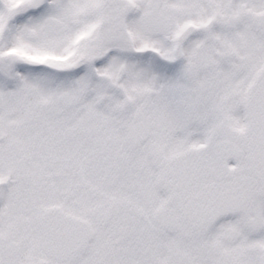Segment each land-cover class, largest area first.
I'll return each instance as SVG.
<instances>
[{"label": "snow or ice", "instance_id": "1", "mask_svg": "<svg viewBox=\"0 0 264 264\" xmlns=\"http://www.w3.org/2000/svg\"><path fill=\"white\" fill-rule=\"evenodd\" d=\"M0 264H264V0H0Z\"/></svg>", "mask_w": 264, "mask_h": 264}]
</instances>
